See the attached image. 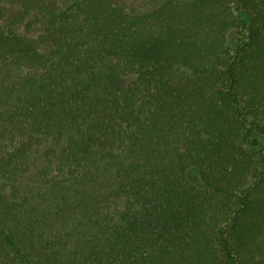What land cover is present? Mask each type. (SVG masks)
Returning <instances> with one entry per match:
<instances>
[{"label": "trees", "instance_id": "1", "mask_svg": "<svg viewBox=\"0 0 264 264\" xmlns=\"http://www.w3.org/2000/svg\"><path fill=\"white\" fill-rule=\"evenodd\" d=\"M0 264H264V0H0Z\"/></svg>", "mask_w": 264, "mask_h": 264}, {"label": "rangeland", "instance_id": "2", "mask_svg": "<svg viewBox=\"0 0 264 264\" xmlns=\"http://www.w3.org/2000/svg\"><path fill=\"white\" fill-rule=\"evenodd\" d=\"M130 80H131V77L130 76L126 77V79H125L126 82H128ZM114 81H115V79H114ZM116 81L118 82V79H116ZM117 90H121V89H117Z\"/></svg>", "mask_w": 264, "mask_h": 264}]
</instances>
